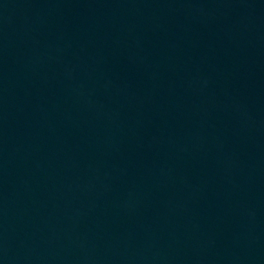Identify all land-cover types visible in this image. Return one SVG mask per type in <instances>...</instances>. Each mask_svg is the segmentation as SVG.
<instances>
[{"label":"water","instance_id":"95a60500","mask_svg":"<svg viewBox=\"0 0 264 264\" xmlns=\"http://www.w3.org/2000/svg\"><path fill=\"white\" fill-rule=\"evenodd\" d=\"M0 264H264V0H0Z\"/></svg>","mask_w":264,"mask_h":264}]
</instances>
